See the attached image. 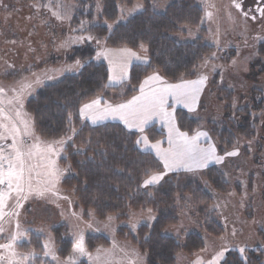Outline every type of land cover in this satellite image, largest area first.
I'll return each mask as SVG.
<instances>
[{"label":"trees","instance_id":"16d2710c","mask_svg":"<svg viewBox=\"0 0 264 264\" xmlns=\"http://www.w3.org/2000/svg\"><path fill=\"white\" fill-rule=\"evenodd\" d=\"M97 1L102 6L99 16H96L95 0H77L72 27L87 28L86 31L97 39L105 38L112 48L138 50L141 45L146 46L148 62L132 64L127 80L109 85L108 65L93 59L96 41L75 46L71 56L82 58L80 70L41 86L26 102V110L33 116L36 131L43 138L57 141L71 134L61 159L67 167L62 187L76 200V205L86 212L92 210L100 218L115 214L120 220L126 219L130 210L152 209L156 214L153 224H142L135 233L122 227L119 235L131 239L145 253L147 264H177L180 254L194 256L204 250L205 236L225 234L213 206L214 197L206 186L221 193L230 191L233 186L226 173L220 166L212 165L201 173L203 180L190 174L173 173L157 185L144 188V180L162 171V164L152 152L141 149L137 143L139 133L118 122L93 125L80 116L79 110L87 101L100 97L112 102L127 99L138 91L143 79L154 72H160L169 81L196 77L200 65L212 58L216 47L205 42L208 32L203 22L205 12L196 0H174L159 9L154 8L155 0ZM138 2L144 5L143 10L117 22L120 5L133 6ZM106 24L113 26L108 28ZM197 27L200 29L197 38L182 41L181 35L186 34L188 28ZM217 80L219 75L210 83V92L218 102L214 112L209 111V114V104L204 102L196 115L179 109V127L193 133L207 122L220 153L240 147V153L249 154V142H255L261 151L262 91L258 100L259 91L250 89L244 107L238 91L219 86ZM146 134L151 141L164 136L156 125L148 127ZM240 140L245 144L241 146ZM235 187L240 190L239 183H235ZM185 215L196 222L199 230L183 237L168 232ZM54 232L60 258L88 264L86 254L73 251L78 242L65 238L70 232L68 225L56 226ZM30 234V240L20 243L19 248L25 252L35 251L33 260L36 263L46 262L43 259L44 236ZM110 244L104 235L89 234L84 248L87 253ZM243 250L231 248L221 264H264V248L256 246Z\"/></svg>","mask_w":264,"mask_h":264},{"label":"rangeland","instance_id":"374dc122","mask_svg":"<svg viewBox=\"0 0 264 264\" xmlns=\"http://www.w3.org/2000/svg\"><path fill=\"white\" fill-rule=\"evenodd\" d=\"M173 1L155 0L154 8H163ZM76 2L77 0H0V89H3V92L0 93V102H2L0 107H3L12 117L21 129V133L24 130L23 122L28 123L32 133V136L27 138L29 143L35 142L37 137L41 142H54L38 134L33 116L26 110V102L41 86L56 82L64 75L77 73L80 70L83 60L80 57L73 58L71 56L73 47L96 41L97 50L93 55V59L105 62L108 67H110V59L114 62H121L126 59L120 50L127 47L112 48L107 45L105 38L97 39L89 34L86 31L87 28L75 29L72 27L71 22L75 15ZM196 2L205 12L203 22L208 30L205 42L216 47L212 58L204 60L196 77L169 81L160 72L148 75L158 74L162 77V81L168 84L180 83L182 80L194 81L201 76L207 77L194 111H189L188 108L177 105L171 97L168 98L167 111L173 114L175 126L181 132L186 131H183L177 122L179 109L196 115L198 111L200 112V104L204 102L205 105L209 104L208 113L209 111L214 112L213 109H215L218 102L210 92V83L215 75H219V80H217L219 86L238 91V98L240 97L244 107L246 106L245 101L247 102L249 99L247 92L250 89L255 88L259 91L256 94L258 100L261 98L260 91L264 89V75L261 78L257 76V79H255L256 73L251 71V68L255 67L257 63V58L253 59L251 56L258 49L255 46L258 39L248 40L250 42L247 45L249 48L245 50L246 45L242 41L245 36L243 30L248 28L244 27V21L239 12L233 8V5L231 6V0H196ZM95 3L97 5L96 16H99L102 13V6L97 0H95ZM137 5H142V7H136ZM143 7L144 5L139 2L133 6L120 5V15L117 22L124 21L143 10ZM106 25L108 28L113 26L111 24ZM199 35V27L188 28L187 33L181 35V39L185 42L193 41ZM105 50H111L107 57L103 55L97 57L98 52ZM132 51L136 53V57H132L128 61L127 78L121 81H109V85H118L127 80L132 64L148 62L149 57L146 46H143V48L140 46L138 50ZM77 60L80 61V66H76ZM70 66H72L71 70H69ZM253 71H255L254 68ZM148 76L143 79L142 83ZM248 76L252 78L250 79ZM37 78L40 79L41 83H35ZM260 80H263V82ZM28 84H31L32 87H25ZM140 87L134 95L117 102L102 97L96 99L100 101V106L126 103L134 96L140 95ZM16 97L18 99H15ZM10 100L12 101L11 104L8 103ZM16 111L20 112L19 117L15 115ZM260 114L262 127L259 130V135L262 136L260 141L263 147L261 151L255 146V142H249V154L240 153V147L220 153L207 122H205L193 133H187L192 136L196 132H207V138H200V145L205 148L209 146L206 144L213 145L216 149V155L222 156L223 160L220 163L214 161L206 168L197 169L193 172L180 170L172 173L169 171L163 172L165 168L162 160L151 149H148L142 140V137L147 136L146 129L150 126L156 125L158 131L164 134L167 133L164 123L151 122V124L144 127L143 132H140L127 128L121 121L110 120L111 122L121 123L128 130L138 132V140L141 141L138 144L141 149L152 151L161 161L162 171L154 173L163 174L159 183L173 173L190 174L203 180L201 179V173L212 165H218L226 173L227 179L233 186V189L226 193L218 192L210 186H206L214 197L213 206L217 210L218 220L224 226L226 232L221 237L204 235L206 248L194 256L180 254L177 264H210L213 260H215V264H221L231 248L245 249L246 247L256 246L264 248V105ZM68 137H71V134L61 139L64 141L63 145H54L58 154L53 155L52 159L56 161V166L61 170L55 187L51 191H46L43 196L32 193L27 194V198L24 199L22 198L24 194L18 196L15 192H12L7 199L3 208L4 215L0 217V245L12 243L13 246L11 249L0 248V264H77V261L60 258L57 253L54 227L61 224H66L70 228V232L65 235V238H71L78 242L80 237L83 236L84 247L85 238L89 234L104 235L111 241L108 247L100 246L95 251H88L85 256L88 264H147L145 253L131 239L122 238L118 231L122 227H128L135 233L140 225L153 224L156 214L152 209H137L130 210L126 215V219L123 220H120L115 214L100 218L92 210L86 212L77 206L76 200L65 192L62 187L64 171L67 167L61 163V159L65 155L64 147L70 140ZM148 140L150 139L148 138ZM165 140L166 138L163 136V138L156 141L150 140L151 142H148V144H156L157 141L161 144ZM166 141L167 146L164 147L168 149V134ZM11 143L10 137L6 140L0 139V146L4 148L5 155L10 152L8 145ZM239 143L242 146L245 141L240 140ZM233 151L237 155H226V153ZM204 183L207 184V182ZM235 183H239L240 190L235 187ZM155 185L145 187L143 182L142 186L149 188ZM5 188L6 185H0V189ZM196 229L199 230L196 222L189 215H185L179 224L170 227L168 232L183 237ZM30 232L44 236L43 259L46 262L36 263L33 260L37 254L35 251L25 252L19 248L20 243L30 240ZM13 236L17 238L15 242L12 241ZM220 252L224 254L218 257L217 254Z\"/></svg>","mask_w":264,"mask_h":264},{"label":"snow or ice","instance_id":"6c2138e0","mask_svg":"<svg viewBox=\"0 0 264 264\" xmlns=\"http://www.w3.org/2000/svg\"><path fill=\"white\" fill-rule=\"evenodd\" d=\"M235 6L240 8L238 3ZM136 7H142V5H137ZM209 15L211 14L209 13ZM58 18L60 17L58 16ZM141 47L143 48V45ZM110 51L98 52L97 57L101 55L107 57ZM120 52L126 59L121 62L109 60V81L126 79L128 61L132 57H136V53L128 48L121 49ZM137 59L139 58L137 57ZM76 66H80L79 60L76 61ZM71 67H69V70H71ZM206 80V76H201L194 81L182 80L180 83L168 84L163 82L162 77L158 74H153L148 76L141 84L140 95L134 96L126 103L117 105L106 104L101 108L100 101L95 99L91 103L84 104L80 108L79 113L81 117L90 118L93 124L109 118L119 119L129 129L135 128L140 132L144 131V126L153 117H159L168 126L169 148L161 149L159 141L151 145V147L156 150L167 171L183 168L186 171L193 172L197 169L206 168L210 162L220 163L223 157L216 155V149L213 145L209 144L207 148L200 145V138H207V132H196L194 135L189 136L187 132H181L175 126L173 114L167 111L168 98L171 97L177 104H183L189 111H194ZM35 83H41L40 79L37 78ZM25 87L30 88L32 85L28 84ZM2 92L3 89H0V93ZM15 99H18V97ZM8 103L11 104L12 101L10 100ZM15 115L19 117L20 112L16 111ZM69 123H71V114L69 115ZM23 124L24 130L21 133V129L12 117L3 107H0V139L6 140L10 137L12 140V143L8 145L10 152L7 155L4 153V148L0 146V185H6L5 189H0V217L4 215L3 208L12 192H15L18 196L24 194L22 196L24 199L27 198V194L32 193L43 196L46 191H51L55 187L61 173L52 156L58 154L54 145H63L64 141L41 142L37 137L35 142L29 143L27 138L31 137L32 133L28 123L24 121ZM72 131L75 133V129H72ZM68 139H71V137H68ZM142 140L145 145L148 144L146 136L142 137ZM140 142V140L137 141V143ZM226 155L234 156L237 153L233 151L226 153ZM162 175H149L144 180V186L147 187L148 185L159 183ZM16 239L15 236L12 237L13 242ZM12 246V243H9L0 245V248L11 249ZM73 251L81 255L86 254L83 236L80 237ZM243 251L241 249V252ZM223 254V252H220L217 255L219 257L223 256ZM210 264H215V260L210 262Z\"/></svg>","mask_w":264,"mask_h":264},{"label":"flooded vegetation","instance_id":"af4514ba","mask_svg":"<svg viewBox=\"0 0 264 264\" xmlns=\"http://www.w3.org/2000/svg\"><path fill=\"white\" fill-rule=\"evenodd\" d=\"M240 4V8L235 5ZM231 6L237 10L243 19L244 27L247 30L244 31V44L246 45L245 50L249 48L247 46L250 42L248 40H257L256 45L258 49L252 54V58L256 60L255 67L251 68L252 72L256 73V78L259 76L261 78L264 75V0H231ZM245 47V46H244ZM257 51V52H256ZM253 68L255 71H253ZM250 79L252 77L248 76ZM263 82V80H260ZM262 94L264 89L261 90Z\"/></svg>","mask_w":264,"mask_h":264},{"label":"crops","instance_id":"0c3cea01","mask_svg":"<svg viewBox=\"0 0 264 264\" xmlns=\"http://www.w3.org/2000/svg\"><path fill=\"white\" fill-rule=\"evenodd\" d=\"M160 76V75H159ZM202 92V91H201ZM200 92V93H201ZM86 103H91V102H86ZM85 103V104H86ZM102 104V103H101ZM177 105H180V106H184L183 104H177ZM101 108H103L104 106H100ZM84 119H86V120H88L90 123H92V121H91V119L90 118H87V117H83ZM121 121V120H119V119H112V118H109V119H107V120H104V121H100V122H97V123H95V124H101L102 122H107V121ZM122 123H123V121H121ZM151 122H161L162 124L164 123V127L166 128V130L168 131V126H167V124H166V122L165 121H163L162 122V120L159 118V117H153L146 125H148V124H151ZM93 124V123H92ZM145 125V126H146ZM144 126V127H145ZM128 128V127H127ZM133 130H137V129H135V128H133ZM167 134H168V132L167 133H165L164 134V136H165V138H166V140H167ZM147 137V136H146ZM165 140V142L164 143H161L160 144V147H161V149H167L166 147H164V146H167V141ZM148 142H151L150 140H148ZM152 143H154V142H152ZM151 145H153V144H147V147H148V149H151L154 153H156V150L154 149V148H152L151 147ZM206 145H209V144H206ZM202 146V145H201ZM202 147H204V146H202ZM151 151V152H152ZM157 154V153H156ZM163 162V161H162ZM214 162V161H213ZM210 163H212V162H210ZM209 163V164H210ZM180 170H184L183 168H180V169H177V170H174V171H169V172H176V171H180ZM164 173H166L167 172V170L165 169L164 171H163ZM162 172V173H163ZM161 174V173H160Z\"/></svg>","mask_w":264,"mask_h":264}]
</instances>
